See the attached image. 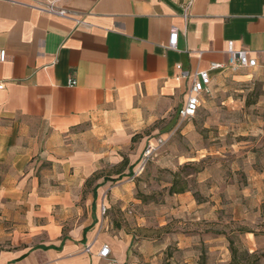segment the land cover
Here are the masks:
<instances>
[{
	"label": "crops",
	"instance_id": "1",
	"mask_svg": "<svg viewBox=\"0 0 264 264\" xmlns=\"http://www.w3.org/2000/svg\"><path fill=\"white\" fill-rule=\"evenodd\" d=\"M53 4L66 16L43 0H0V264H108L104 245L127 264L133 237L100 230L135 187L123 169L135 166L133 177L163 139L152 136L177 129L191 87L178 65L191 75L226 66L232 42L258 62L234 77H264V0ZM229 71L212 70L210 89ZM107 167L123 171L100 176Z\"/></svg>",
	"mask_w": 264,
	"mask_h": 264
},
{
	"label": "rangeland",
	"instance_id": "2",
	"mask_svg": "<svg viewBox=\"0 0 264 264\" xmlns=\"http://www.w3.org/2000/svg\"><path fill=\"white\" fill-rule=\"evenodd\" d=\"M229 72L195 117L180 118L172 134L152 136L165 143L141 175L130 180L135 166L123 169L135 187L104 210L100 230L133 237L127 264H230V240L238 262L264 264V77ZM140 144L137 136L131 150L141 154ZM185 164L192 165L183 170ZM121 170L103 168L100 176ZM179 171L188 191L170 195Z\"/></svg>",
	"mask_w": 264,
	"mask_h": 264
},
{
	"label": "built area",
	"instance_id": "3",
	"mask_svg": "<svg viewBox=\"0 0 264 264\" xmlns=\"http://www.w3.org/2000/svg\"><path fill=\"white\" fill-rule=\"evenodd\" d=\"M49 10L56 12L60 16H66L67 14L65 10L56 8L54 4L50 6ZM184 10H185V16H187L186 12L188 10V7H185ZM177 41H178V32L177 29H174L170 36V42L168 48L175 49L177 47ZM228 55H229V59L226 66L219 63H213L211 64V67L208 70L200 71L198 73H195L194 75H191L188 71L184 70L182 66L180 65L177 66V69L179 71L177 76L178 80L191 79V87H190L188 101L185 104V106L179 110L180 118L189 119L197 115L202 103V98L211 92L210 88L212 84V77H211L212 70H220V69L228 68L231 71L236 72L243 68L254 69L258 65L257 60L250 58L246 51L235 50L232 42H230L228 46ZM6 60H7V52L5 50H0V67L4 62H6ZM70 85L71 86L76 85V81L71 80ZM3 87L4 84L1 83L0 89H2ZM164 143L165 140L159 139L157 146L149 145L146 148L143 154V158L140 162V165L138 166L137 172L134 174L131 180H134L143 173L145 167L147 166L151 158L156 154L157 150L164 145ZM85 252L91 253L90 245L85 248ZM99 256L107 260L108 264H117V262L111 258V248L108 245L103 246L102 250L99 253Z\"/></svg>",
	"mask_w": 264,
	"mask_h": 264
},
{
	"label": "trees",
	"instance_id": "4",
	"mask_svg": "<svg viewBox=\"0 0 264 264\" xmlns=\"http://www.w3.org/2000/svg\"><path fill=\"white\" fill-rule=\"evenodd\" d=\"M190 165L192 164H185L182 169H188L190 167ZM191 174H188L186 176L189 177ZM173 181L171 184V187L169 188V194L170 195H175V194H182L188 191L187 186H188V182L187 180H185V178L181 177V172H176L173 174ZM230 245H231V251L233 254V261L230 264H241V262H238V251L236 249H234V242L232 240H230ZM253 264H258V260L256 259L255 262Z\"/></svg>",
	"mask_w": 264,
	"mask_h": 264
}]
</instances>
